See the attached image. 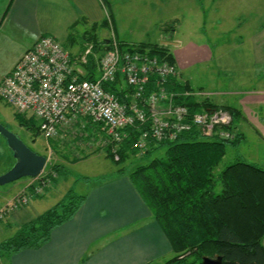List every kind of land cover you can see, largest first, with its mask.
<instances>
[{
  "label": "crops",
  "instance_id": "obj_1",
  "mask_svg": "<svg viewBox=\"0 0 264 264\" xmlns=\"http://www.w3.org/2000/svg\"><path fill=\"white\" fill-rule=\"evenodd\" d=\"M155 1L159 11L157 32L136 34L118 28L121 12L115 8L114 0L113 3L111 0H0V83L42 35L54 36L66 49L67 46L73 49L79 43L78 54L67 49L73 64L81 65L87 77L99 76L98 62L89 59L84 64L80 56L91 43L94 49L98 42L109 39L104 30L110 28L111 22L122 45L157 43L167 47L175 56L177 77L192 88L191 79L184 72L204 62H212L219 74L230 76L236 83H246L258 76V68L264 63V0ZM191 11L194 14L190 17L197 22V27L182 30ZM231 13L238 14L236 21L240 30L225 29V16ZM107 19L108 25L103 27ZM103 45L108 46L105 42ZM207 92L223 100L231 93L248 91ZM253 97L246 95L241 100L264 99V95ZM212 102L226 105L220 103L224 101ZM81 147V155L85 156L79 160L94 156L89 155L93 148L97 154L106 152L105 148ZM57 177L44 194L34 196L29 204L11 210L0 220V243L53 207H44L47 202L44 198L56 189ZM26 185L24 180L17 192ZM7 203V199H0V208ZM142 218L148 225L135 230L134 226ZM172 253L167 237L130 176L119 171L117 176L96 185L77 214L55 228L47 243L39 248L0 254V264H152Z\"/></svg>",
  "mask_w": 264,
  "mask_h": 264
},
{
  "label": "trees",
  "instance_id": "obj_2",
  "mask_svg": "<svg viewBox=\"0 0 264 264\" xmlns=\"http://www.w3.org/2000/svg\"><path fill=\"white\" fill-rule=\"evenodd\" d=\"M107 25L108 19L103 27ZM103 42L105 40L98 43ZM122 47L148 50L160 60L175 64L174 54L156 43ZM154 86L152 80L149 90ZM104 87L122 102H128L131 98V87L120 77ZM167 90L176 93V102L187 105L191 114L210 107L230 112L232 123L225 129L233 130L236 135L230 139L218 134L204 137L198 129L193 128L174 141H151L147 150L139 152L133 148V143L146 125L138 122L126 128L127 138L118 150L119 160H115L110 146L104 147L108 157L122 163L138 155L151 156L160 147L166 146L164 154L154 156L129 173L171 245L172 256L163 264H204V256L217 255L223 258L221 264H264V168L238 160L227 165L219 174L215 173L227 153L228 144H236L242 138V134L235 131L240 110L229 105L219 106L207 96H186L187 91H200L181 82L176 76L169 79ZM18 116L22 123L28 124L23 115ZM93 129L86 122L84 131L88 132V136L83 137L82 134L73 141L80 154L83 145L79 143L80 140L89 141ZM74 156L77 157V154ZM60 166L58 163L52 164L50 170L56 172ZM86 197L70 189L56 205L23 224L0 243V254L41 247L50 240L55 228L77 214Z\"/></svg>",
  "mask_w": 264,
  "mask_h": 264
},
{
  "label": "built area",
  "instance_id": "obj_3",
  "mask_svg": "<svg viewBox=\"0 0 264 264\" xmlns=\"http://www.w3.org/2000/svg\"><path fill=\"white\" fill-rule=\"evenodd\" d=\"M109 40L108 49L97 61L100 75L91 79L73 64L70 52L59 40L52 35L40 36L2 79L0 96L19 113H32L39 121L40 133L48 140L65 144L79 135L88 136L84 129L89 123L94 128L91 138L79 143L85 148L110 146L115 160H119L118 150L127 138L126 128L138 122L146 125L133 143L139 152L147 150L151 141H174L193 128L204 137H235L233 130L225 129L232 123L230 112L210 107L191 114L187 105L176 102L178 95L168 92L167 84L179 75L177 65L160 60L148 50L122 47L114 34ZM93 47L90 44L86 48L81 63L89 62ZM119 77L132 89L128 102L104 87ZM152 80L156 87L149 90ZM185 95L208 93L187 91ZM55 177L53 169L30 177L31 181L0 208V220L45 193Z\"/></svg>",
  "mask_w": 264,
  "mask_h": 264
},
{
  "label": "rangeland",
  "instance_id": "obj_4",
  "mask_svg": "<svg viewBox=\"0 0 264 264\" xmlns=\"http://www.w3.org/2000/svg\"><path fill=\"white\" fill-rule=\"evenodd\" d=\"M114 1L115 8L121 12V22H119L118 28L127 32L132 31L136 34L145 32L153 34L157 32L158 28L156 25L159 22V20H157L159 11L158 8H155V6L158 5L157 1ZM191 13H187L188 20L185 25L181 27L182 30H187L188 27L193 28L197 25V22L190 17L193 16V11H191ZM236 16H234L233 13L225 16L227 23L225 29L228 31L230 29L240 30L239 24L236 21ZM202 21L203 20H200L199 23H202ZM211 26L220 27L217 24H212ZM208 30L210 31V27ZM83 32L84 31L81 30V33ZM104 32L106 34L105 36L114 34L119 41L115 26L112 22L110 23V28L106 27ZM91 41L95 42V40ZM104 48L105 45H103V43H97L89 59L97 62L103 55ZM67 49L73 54H78L79 52L76 49H80V45L76 43L73 49H71L70 46H67ZM257 75L258 76L248 80L246 83H236L232 81L230 76L219 74L212 62L200 63L196 66L187 68L184 72V76L191 79L194 89H196V91L200 90L204 93H208V96L210 94L207 91L213 92V90L248 91L247 93L243 92V94L231 93L226 95L223 100H218L215 99L214 96H209L212 101H224L220 103H225L226 105L236 107L240 110L235 121V131L240 132L242 138L236 144H228L226 155L215 169L216 174H219L227 165L238 160L254 163L264 168V99L241 100V98L246 95L255 97L264 95V63L258 68ZM221 78L223 80H221ZM202 88L205 90H201ZM217 104H219V102ZM18 114L23 115L28 124L22 123ZM0 123L21 138L33 151L45 155L48 158L45 166L46 170H50L52 164L58 163L61 165L56 170L58 185L55 190L44 198L47 201L44 207L54 206L59 200L65 197L64 195L67 194L69 189H73L79 194L88 195L96 185L117 176L119 171L129 175L135 167L149 162L154 156L164 154L166 149V146H162L151 156L138 155L130 157L122 163H117L108 157L106 152L94 153L96 151L93 148V151H91L89 155L94 154V156L79 160V158L74 156L75 154H77V156L80 155L79 149H75L76 142H73L74 140L61 145L57 140L46 139L40 133L39 121L32 113H19L14 106L8 104L1 96ZM81 156L84 157L85 154ZM15 162L14 153L9 148L6 138L0 134V175L7 172ZM122 169L125 170L122 171ZM24 180L27 181V184L31 181L30 177H23L17 181L0 185V199H7L9 203L13 196L18 193L19 187L24 184ZM148 223L149 222L145 218L139 219L134 229H145ZM168 258H162L152 264H163Z\"/></svg>",
  "mask_w": 264,
  "mask_h": 264
},
{
  "label": "water",
  "instance_id": "obj_5",
  "mask_svg": "<svg viewBox=\"0 0 264 264\" xmlns=\"http://www.w3.org/2000/svg\"><path fill=\"white\" fill-rule=\"evenodd\" d=\"M109 42V39L105 40L107 45ZM106 49H108V46ZM0 134L6 138L16 160L15 164L7 172L0 175V185L17 181L23 177H37L44 171L48 160L45 155L33 151L21 138L1 123ZM222 260L221 255L203 257L204 264H221Z\"/></svg>",
  "mask_w": 264,
  "mask_h": 264
}]
</instances>
